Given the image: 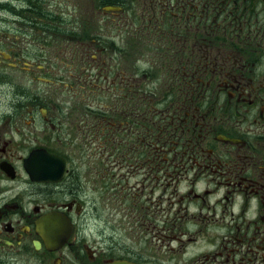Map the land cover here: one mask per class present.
Here are the masks:
<instances>
[{"label":"flooded vegetation","instance_id":"af4514ba","mask_svg":"<svg viewBox=\"0 0 264 264\" xmlns=\"http://www.w3.org/2000/svg\"><path fill=\"white\" fill-rule=\"evenodd\" d=\"M24 1L20 14L32 10L31 0ZM98 2L91 9L90 31L79 18L74 25L76 37H89L93 46V88L100 82L111 100L104 110L91 103L95 114L88 133L93 153L105 159L108 198L149 199L153 236L166 249L169 264H181L182 256L186 264H264V0ZM108 4L119 5V11L105 9ZM98 11L103 26H97ZM145 17L156 37L153 61L163 62L166 74L152 78L154 83L144 71L142 77L130 68L126 51L123 59L122 33L114 30L119 22L125 26L123 46H128ZM12 42L2 45L0 39V70L32 62L6 46ZM26 65L20 67L24 74L31 71ZM118 67L121 78L114 76ZM1 87L9 101L1 104L0 92V108L8 106L0 110V123L6 125H0V264H112L118 259L156 264L155 257L133 248L139 241L114 254L109 253L114 246L98 248L87 236L74 156L28 143L32 138H16L15 127L27 118L38 127L37 111L27 106L17 119L15 84L0 79ZM141 89L144 97L158 89L164 102L129 103L131 96L142 100L137 98ZM177 92L184 94L183 101H176ZM40 108L41 121H49ZM36 148L65 159L59 179L33 180L26 159ZM100 167L96 160L91 166L94 186ZM167 189L168 199L162 198ZM155 191L158 196L151 195ZM50 213L70 224L62 240V234L48 236L45 226L41 229ZM133 214L123 217L130 220ZM143 220L138 214L136 221Z\"/></svg>","mask_w":264,"mask_h":264},{"label":"rangeland","instance_id":"374dc122","mask_svg":"<svg viewBox=\"0 0 264 264\" xmlns=\"http://www.w3.org/2000/svg\"><path fill=\"white\" fill-rule=\"evenodd\" d=\"M99 4L98 0H31L32 10L20 14L17 11L20 5L18 0H0L2 45L13 41L11 44L6 43V46H14L16 52L32 61L31 63L26 62L31 65V71L27 74H24L23 69L20 68L26 63L20 64L14 71L10 70L7 65H2L0 79L3 84L8 80L15 84L16 88L13 91H17L16 118H20L19 113L23 114L24 108L31 106L34 111H37L33 117L39 121L37 127L30 118H27L26 122L18 123L13 133L16 138H32L31 142L26 139L28 143L43 144L60 152L68 151L74 156V163L81 181L79 187H81V193L84 194L82 197L85 200L83 215H81L82 227L88 237L95 239V245L98 248L111 244L114 247L109 253L119 254L122 253L124 246L139 241L142 246L137 243L133 248L137 247L145 254L155 257L156 264H169L166 249H162V245H159V241L153 236V218L148 215L152 212L149 199L142 201L132 195L131 199L124 195H113L112 198H108L103 165L105 159L101 158V155L95 156L89 143V123L91 116L95 114L91 103H94L95 107L100 104L104 110L111 100L100 82L98 83L99 89L93 88L95 72H93L94 65L90 60L92 55L90 49L93 46L88 40L89 37L80 35L76 37L74 21L79 18L85 28L90 31L91 9L98 7ZM111 8L119 11L120 6L112 4ZM99 15L100 11L96 12L97 26H103V20L99 18ZM139 23L138 28L134 27L137 29L132 33L128 46H123L126 36L125 26L121 22L119 25H114V30L120 29L122 33L119 50L123 59V51H126L125 55L128 54L129 66L132 70L138 69L137 72H140V75L144 71L151 78L149 82L154 83L152 78L157 75L161 78L166 74L162 67L163 62L157 59L153 61L158 53H156V46L153 45L156 43V37L149 29V18L140 19ZM114 42L119 44V38ZM131 42L134 44L131 45ZM185 45L186 51L189 50L188 44ZM29 64L26 66H30ZM119 64L121 65L115 62V65L119 66ZM121 69L118 67L116 70L118 75L115 73L114 76L121 78L119 75ZM149 82L147 78L146 83ZM160 88L162 89V85ZM157 91L158 89H155L152 94H145L144 97L141 89L137 98L142 97V100L138 101L135 96H131L128 102L137 104L153 101L164 102L158 99L160 96ZM0 92L1 104L4 101L8 102L9 98H5L6 87H1ZM25 98L26 101H24ZM175 99L183 101L184 94L177 92ZM19 104L21 106H18ZM39 106L42 107L40 111L46 110L50 117L49 121H41ZM0 110H8V106H3ZM24 118H26L25 115ZM97 120L101 121L99 115H97ZM0 125L6 126L4 122ZM99 144L100 142L97 141L98 146ZM95 160L98 167H101L98 168L94 186L90 181V171ZM164 193L168 195L162 193V198L168 199L170 190L167 189ZM151 195L158 196L156 191ZM168 204L166 200L163 206H168ZM131 211L134 212L133 216H136L135 218L132 216L134 221L123 217V214H131ZM138 214L144 215L143 221H136ZM137 231L140 232L139 237ZM186 263L187 261L182 256L181 264Z\"/></svg>","mask_w":264,"mask_h":264},{"label":"water","instance_id":"95a60500","mask_svg":"<svg viewBox=\"0 0 264 264\" xmlns=\"http://www.w3.org/2000/svg\"><path fill=\"white\" fill-rule=\"evenodd\" d=\"M109 8V7H108ZM41 150H34L31 152L29 158L27 159V169L34 179L37 180H54L60 177L64 169V162L58 168L56 167L57 157L43 153L44 155H38ZM57 222V221H56ZM54 223L48 225L47 230L52 232L56 230ZM114 264H126V261L117 260L113 262Z\"/></svg>","mask_w":264,"mask_h":264},{"label":"trees","instance_id":"16d2710c","mask_svg":"<svg viewBox=\"0 0 264 264\" xmlns=\"http://www.w3.org/2000/svg\"><path fill=\"white\" fill-rule=\"evenodd\" d=\"M18 1H19V3H21V4L25 2L24 0H18Z\"/></svg>","mask_w":264,"mask_h":264}]
</instances>
